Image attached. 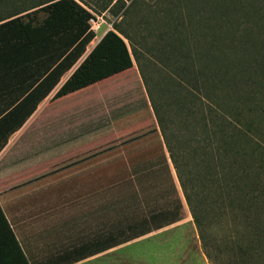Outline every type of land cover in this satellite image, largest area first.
<instances>
[{
    "label": "trees",
    "instance_id": "obj_1",
    "mask_svg": "<svg viewBox=\"0 0 264 264\" xmlns=\"http://www.w3.org/2000/svg\"><path fill=\"white\" fill-rule=\"evenodd\" d=\"M246 1L255 14L264 12V0ZM261 2V6L257 5ZM241 4L235 0H156L153 4L146 0H103L100 11L108 9L121 20L113 24V30L105 33L61 87L66 92L130 67L134 60L209 264H220L222 245L235 246L236 250L232 248L235 259L239 257L240 262L246 264V255L256 262L264 247V144L259 138L258 119L244 100L243 89L235 85L229 92L233 100L215 103L213 98L223 97L217 95L218 89L214 87V91L209 87L214 81L222 84L226 77L236 83L244 80L246 71H236L233 75L227 71L232 67L231 55L238 54L237 49H232L237 45L233 40L231 14ZM38 7L46 12L40 24L22 22L21 14ZM91 17L92 13L74 0H48L1 19L0 71L4 70L1 62L10 59L5 58L7 55L24 62L42 58L57 61L62 57L51 70L46 68L47 73L38 77L40 81L34 79L29 85L32 87L38 81L26 99L41 100L76 64L94 39V33L89 31ZM194 41L199 52L197 62L192 61L191 66L199 71H180L183 61H191ZM201 46L203 50L199 49ZM148 57L163 67L165 71L156 72L164 75L165 81L174 87L170 96L176 109L174 113L150 86L141 64V60ZM242 63L240 59L236 66ZM186 131L192 133V139L184 137ZM238 142L244 146L238 148ZM189 150L190 155L196 157L193 164L188 160ZM231 156L240 160L234 161ZM246 157L254 158L252 166L243 162ZM211 162L219 169L214 171ZM229 206L237 211L235 225L241 226L240 232L220 237L213 226L225 218ZM180 220L177 214L152 230L120 239L115 236V240L102 245V251ZM6 232L11 234L0 207V239ZM11 237L15 243L12 234ZM97 249L101 252L100 246ZM24 264H27L25 259Z\"/></svg>",
    "mask_w": 264,
    "mask_h": 264
},
{
    "label": "rangeland",
    "instance_id": "obj_2",
    "mask_svg": "<svg viewBox=\"0 0 264 264\" xmlns=\"http://www.w3.org/2000/svg\"><path fill=\"white\" fill-rule=\"evenodd\" d=\"M46 1L48 0H0V20ZM74 1L93 14L104 15L107 26L102 28L100 34L106 31L105 29L109 31L108 25H111L110 30H113V24L121 20L110 14L108 9L100 11L103 0ZM155 1L146 0L150 4ZM235 1H240L242 4L231 14V25L235 32L233 40L237 45L232 49H237L238 54H241L238 56L233 52L232 67L227 71H230L231 75L236 71H246V74L244 80L240 79L238 83L236 80L229 81L226 77L222 84L214 81L209 84V87L218 89L217 95L223 97L213 98L215 103L233 100L231 99L232 93L230 95L229 92L235 85V88L245 91L246 99L244 100L254 110L261 129L259 138L264 144V71H262L264 70V12L257 15L254 9L248 8L246 0ZM257 5L261 6L262 2ZM20 16L22 22L38 25L45 19L46 12L38 7ZM125 42L128 43L126 40ZM195 42L191 43V61H183L180 64V71H199L191 66L192 61L197 62L196 54L199 52L197 42ZM92 45L93 43H90L88 49H92L94 47ZM203 47L199 49L203 50ZM240 59L243 62L242 65L236 66V61ZM141 64L152 90L161 95V98L172 107L174 113L176 109L173 108L170 99L174 87L165 81L164 75L156 72L165 71L163 67L151 57L142 59ZM185 66L187 67L184 68ZM96 84L103 87L104 94L111 91L107 89L111 86H115V92L112 96L106 97L113 104L108 111L103 109L99 102L93 101L92 96H87L88 102H92L82 108L89 116L87 121L89 142L94 138L99 139L105 136L99 142H92L89 145L95 148L89 155V159L95 158L96 155L98 166L97 174L95 170H90L91 166L89 167L88 197L87 201L80 206L81 227L90 231L87 236L88 248L95 246V239L97 245L101 247L111 239L115 240V236L116 239H120L136 235L147 229L152 230L155 225L164 223L173 215L178 214L181 217L180 221L153 230L148 236H144V239L148 240L131 246L129 252L146 259L147 264H209L202 252L196 228L170 163L138 65L132 59L130 67L90 80L66 92L60 89L59 93L71 94L81 89L91 94ZM226 93L228 95L224 97ZM102 112L105 113L104 117L99 118L98 115ZM103 118L104 128H93L94 123L100 122ZM114 130L115 133H110ZM184 133L186 135L184 137L192 139V133L188 131ZM241 146H244V143L238 142L237 147ZM188 153V160L193 164L196 157L190 155V150ZM231 159L240 160L239 157L232 156ZM245 159L243 162L248 166L254 164L253 157ZM213 162L210 166L216 171L219 166ZM95 180H97V187L94 185ZM62 183L59 181L60 185ZM59 189L62 188H57L56 196L50 197L47 203H43L44 201L35 203L31 198L23 202L20 198L19 202L25 208L24 211H28V214L41 215L40 219L31 222H37L41 227H66L70 223L71 228L77 227L78 222L70 218L74 216L70 214L71 211L77 208H71L73 205L65 203V198L60 193L58 194ZM179 202L181 209H179ZM226 212L225 218L213 226V231L217 232L220 237L237 234L241 228L235 225L238 223L237 220L235 221L237 211L229 206ZM232 248L236 250L232 244L222 245L220 264H246L244 261L240 262L239 257L235 259ZM260 252L262 256L256 262H252V259L246 255L247 264H264V247H261Z\"/></svg>",
    "mask_w": 264,
    "mask_h": 264
},
{
    "label": "crops",
    "instance_id": "obj_3",
    "mask_svg": "<svg viewBox=\"0 0 264 264\" xmlns=\"http://www.w3.org/2000/svg\"><path fill=\"white\" fill-rule=\"evenodd\" d=\"M88 48L41 100L26 97L40 81L38 77L47 73L46 68L51 70L62 57L57 61L42 58L24 62L7 55L5 58L10 59L1 62L4 70L0 71V207L15 243L11 234L4 233L0 239V264H24V259L27 264H147L146 259L133 255L129 248L148 240L144 239L148 234L106 251L101 246L98 252L96 239L95 246L88 248L90 231L81 227L80 206L88 197L89 167L97 174L98 166L96 155L89 159L95 150L89 145L105 137L89 142V116L82 108L92 102L87 100L92 96L108 111L113 104L106 97L115 92V86H111L107 88L111 91L104 94L103 87L96 84L91 94L81 89L71 94L59 93L92 50ZM34 79L39 80L29 87ZM105 113L99 114V118ZM104 125L103 118L93 128ZM96 181H91L95 187ZM57 188H62L58 194L65 198V203L77 208L70 213L74 215L70 218L78 222L77 227L71 228V223L66 227H41L31 222L41 215L28 214L20 205V198L23 202L31 198L35 203H47L56 196Z\"/></svg>",
    "mask_w": 264,
    "mask_h": 264
},
{
    "label": "built area",
    "instance_id": "obj_4",
    "mask_svg": "<svg viewBox=\"0 0 264 264\" xmlns=\"http://www.w3.org/2000/svg\"><path fill=\"white\" fill-rule=\"evenodd\" d=\"M88 23H89V31L94 33V35H95L94 39L91 41V43H93V45H92V47H93L100 41V39L108 31V29H105L106 31H103V33L100 34L102 28L104 26H107V23L104 20V15H96L93 13H92V17L89 19ZM108 26L111 29V25H108ZM98 35H99V37H98Z\"/></svg>",
    "mask_w": 264,
    "mask_h": 264
}]
</instances>
